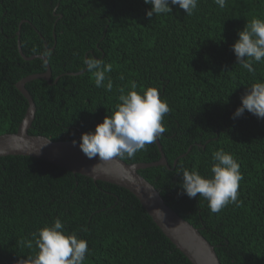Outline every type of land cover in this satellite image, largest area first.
Returning <instances> with one entry per match:
<instances>
[{"label": "trees", "instance_id": "obj_1", "mask_svg": "<svg viewBox=\"0 0 264 264\" xmlns=\"http://www.w3.org/2000/svg\"><path fill=\"white\" fill-rule=\"evenodd\" d=\"M170 7L149 19L144 0H0V134L15 132L27 108L16 82L46 70L42 58L24 59L17 41L24 55H45L51 70L50 83L25 84L36 107L32 135L79 142L119 102L121 88L156 87L171 109L166 131L122 160L156 161L161 149L168 165L140 175L199 229L221 264H264V118L247 110L233 118L248 86L264 80V62L249 73L231 47L253 17L264 19V0H226L224 8L198 0L190 16ZM89 56L113 65L111 92L95 86L82 62ZM218 149L233 155L243 179L239 206L212 213L203 197L183 193L177 171L211 176ZM55 218L87 241L84 264H192L127 189L32 156H0V264L33 254L22 241Z\"/></svg>", "mask_w": 264, "mask_h": 264}, {"label": "clouds", "instance_id": "obj_2", "mask_svg": "<svg viewBox=\"0 0 264 264\" xmlns=\"http://www.w3.org/2000/svg\"><path fill=\"white\" fill-rule=\"evenodd\" d=\"M144 3L151 5L145 12L151 19L154 15L172 12L170 5L178 6L190 16L198 0H144ZM214 3L224 8L226 0H214ZM237 36L231 45L237 63L253 73V63L264 62V19L253 17ZM82 62L86 71L92 74L95 86L111 92L113 83L107 74L113 70V65L91 56ZM136 89L135 81L130 83L127 91L121 88L115 107L95 125L94 130L81 133L78 146L87 158L98 156L100 161L117 157L133 159L137 152L146 150L147 145L166 131L162 121L171 109L160 98L159 90L152 86L142 92ZM240 99L241 104L235 109L233 118L243 115L245 110L258 119L264 118V80L250 84ZM73 143L77 142L74 140ZM177 172L182 177L180 187L183 193L189 198L203 197L210 212L219 213L230 203L239 206L238 189L243 176L239 163L229 152L218 149L212 153L211 176H203L198 170H189L183 165ZM31 237L22 243L33 250V254L16 260L14 264H84L89 252L87 241L75 232H67L59 218L50 225L46 223L38 227Z\"/></svg>", "mask_w": 264, "mask_h": 264}, {"label": "water", "instance_id": "obj_3", "mask_svg": "<svg viewBox=\"0 0 264 264\" xmlns=\"http://www.w3.org/2000/svg\"><path fill=\"white\" fill-rule=\"evenodd\" d=\"M16 33L19 36V31ZM17 47L24 59H32L36 56L42 58L45 61L46 70L28 74L16 82V88L26 98L27 108L15 132L0 134V156H32L73 173L87 176L94 181L108 182L125 188L137 197L153 222L192 264H221L214 246L199 229L166 204L159 190L138 172L149 166L168 165L161 149L160 158L152 162L127 163L119 157L110 161H100L98 156L92 159L87 158L76 140V144L73 143L74 140L55 141L44 135H32L28 132L36 107L25 84L37 78L50 83L51 70L45 55H24L20 41H17Z\"/></svg>", "mask_w": 264, "mask_h": 264}]
</instances>
